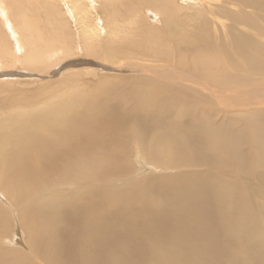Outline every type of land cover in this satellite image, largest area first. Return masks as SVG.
<instances>
[{
  "label": "bare ground",
  "instance_id": "bare-ground-1",
  "mask_svg": "<svg viewBox=\"0 0 264 264\" xmlns=\"http://www.w3.org/2000/svg\"><path fill=\"white\" fill-rule=\"evenodd\" d=\"M58 1L0 0V264H264V0Z\"/></svg>",
  "mask_w": 264,
  "mask_h": 264
},
{
  "label": "rangeland",
  "instance_id": "rangeland-1",
  "mask_svg": "<svg viewBox=\"0 0 264 264\" xmlns=\"http://www.w3.org/2000/svg\"><path fill=\"white\" fill-rule=\"evenodd\" d=\"M46 1L52 2L53 4H57V3H59L58 0H46ZM94 13H95V12H94ZM97 16H98V15H97ZM95 18L97 19V17H95ZM151 21H155L154 18L151 19ZM79 57H81V56H79ZM63 69H64V68H63ZM63 69H62V70L60 69L61 71L58 70L55 74H52L50 77L46 76V77H44V78H46V79L49 78L50 80H51V79L53 80V79L56 78L55 80H57V79H59V78L62 76V72H63L66 68H65L64 70H63ZM59 71H60L61 74H59ZM25 73H29V72H25ZM57 74H58V77H57ZM107 75H112V74H107ZM52 80H51V81H52ZM55 80H54V81H55ZM0 95H2V94H0ZM7 209H8L9 212H11V210H10L9 208H7ZM18 236H21V233H18V234H17V237H16L17 239H18ZM18 240H19V239H18Z\"/></svg>",
  "mask_w": 264,
  "mask_h": 264
}]
</instances>
